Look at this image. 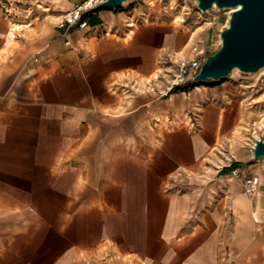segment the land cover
Wrapping results in <instances>:
<instances>
[{
	"label": "crops",
	"instance_id": "crops-1",
	"mask_svg": "<svg viewBox=\"0 0 264 264\" xmlns=\"http://www.w3.org/2000/svg\"><path fill=\"white\" fill-rule=\"evenodd\" d=\"M77 1L0 2V264L264 261L262 166L212 153L237 96L170 79L207 39L99 7L60 27Z\"/></svg>",
	"mask_w": 264,
	"mask_h": 264
},
{
	"label": "rangeland",
	"instance_id": "rangeland-1",
	"mask_svg": "<svg viewBox=\"0 0 264 264\" xmlns=\"http://www.w3.org/2000/svg\"><path fill=\"white\" fill-rule=\"evenodd\" d=\"M0 2L5 4L6 0H0ZM120 9L128 13L127 17H129V20L132 19V23L156 19L175 20L180 29H186L187 27L194 32L197 37L194 45H201L204 37L207 39L205 46L201 45L199 48L204 52L203 55H209L217 51L221 42L220 32L228 25L229 20V10L213 8L203 12L199 10L196 0H129ZM197 56L199 54L189 53L187 57L196 60ZM200 56L202 55L200 54ZM177 73L178 67L174 65L170 72V79L174 80ZM262 73L244 74L236 69L228 78L218 82L208 81L203 83L215 89L234 87L238 89V94H244L246 99L248 98L244 106L245 119L240 128L241 141L234 143L229 135L212 149V153L217 155L215 163L218 166L225 167L228 164L237 163L243 158L246 167H250V165L262 166L260 171L264 172V158L250 160L253 156V146L256 140L264 138V82L261 79ZM189 76H186L180 83L190 82ZM215 102L217 103V101ZM239 163L243 162L240 161ZM261 226L264 228V222ZM258 257L257 264H264L262 256L259 254ZM223 264L234 263L225 260ZM241 264H245V262H241Z\"/></svg>",
	"mask_w": 264,
	"mask_h": 264
},
{
	"label": "water",
	"instance_id": "water-1",
	"mask_svg": "<svg viewBox=\"0 0 264 264\" xmlns=\"http://www.w3.org/2000/svg\"><path fill=\"white\" fill-rule=\"evenodd\" d=\"M129 0H104L99 8L120 9ZM199 10L234 8L220 32V46L206 56L193 84L218 82L234 70L254 74L264 68V0H196ZM264 78V74L262 75ZM264 158V138L253 146V160Z\"/></svg>",
	"mask_w": 264,
	"mask_h": 264
},
{
	"label": "built area",
	"instance_id": "built-area-1",
	"mask_svg": "<svg viewBox=\"0 0 264 264\" xmlns=\"http://www.w3.org/2000/svg\"><path fill=\"white\" fill-rule=\"evenodd\" d=\"M103 1L104 0H78L74 8L62 16L59 26L66 28L76 26L85 27L87 25V22L84 19L85 14L94 12ZM230 15L231 12L229 11V18ZM104 32L106 34L108 33L107 31ZM193 52L197 53V55L201 54L202 56H197L196 60L187 56H180L177 58L178 73L175 75L174 83L179 84L188 75H190L189 78L192 79L199 72L207 55H203L204 52L200 51L197 47L194 48ZM197 119L198 117L195 116L191 123L194 129L198 128ZM221 169H223V167H221ZM231 173L234 176H238L239 174L237 168H233ZM243 185L245 192L252 196L256 194L258 190L259 180L255 176H249L244 178Z\"/></svg>",
	"mask_w": 264,
	"mask_h": 264
},
{
	"label": "bare ground",
	"instance_id": "bare-ground-1",
	"mask_svg": "<svg viewBox=\"0 0 264 264\" xmlns=\"http://www.w3.org/2000/svg\"><path fill=\"white\" fill-rule=\"evenodd\" d=\"M147 2V1H146ZM166 3V2H165ZM160 4V3H159ZM172 4V3H171ZM154 5H155V3H154ZM153 7V6H152ZM151 7V8H152ZM155 7V6H154ZM153 7V8H154ZM157 7V6H156ZM172 8V7H171ZM168 10V9H167ZM226 10H229L231 13L235 10L234 8H228V9H226ZM159 11V10H158ZM231 16V15H230ZM229 21V20H228ZM260 72H263L262 74H264V68L263 69H261V71ZM259 72V73H260ZM262 80H263V82H264V78H261ZM228 92H231V93H233V94H235L236 96H237V98H238V100H237V102H235V101H232V103H231V100H230V96H229V94H228ZM238 89H236V88H230V89H228V88H223L221 91H218L217 93H216V98H218L220 101H223V99L224 98H226V99H228L229 101H230V103H231V106L233 107V108H235V110L234 111H232L233 109H231L230 111H228L226 114H225V118H224V126H227V121H228V123H230L231 121H233L234 119H236L238 116H239V113H241V115H242V118H243V120L245 119V110H244V106L246 105V102H247V99H246V97L244 96V94H238ZM213 99V98H212ZM216 103V102H215ZM225 103V102H224ZM212 105V104H211ZM215 106V105H214ZM239 106H242V110H241V112H239L240 111V109H239ZM208 107H210V106H208ZM211 108H214V107H211ZM218 108V107H217ZM216 108V109H217ZM219 109V108H218ZM209 112V111H208ZM212 112V111H211ZM210 112V113H211ZM232 112H234V113H232ZM210 114L208 113V116H209ZM207 116V115H206ZM210 117V116H209ZM216 118V117H215ZM215 118H213V119H215ZM219 118V117H218ZM207 119V118H206ZM205 120V119H204ZM206 121V120H205ZM218 121V120H217ZM218 123V122H217ZM209 124H210V122H209ZM207 125V124H206ZM213 125V124H212ZM210 126V125H209ZM206 127V126H205ZM209 128V127H208ZM215 129H217V127H216V124H215ZM219 131V130H218ZM235 132H237V137H236V139L238 140V139H242V135H241V133L238 131V127L236 126V129H235ZM216 134V133H215ZM259 173L260 174H262L263 176H264V172H261V171H259ZM259 246H261V247H263L264 248V240H260V242H259V244H258Z\"/></svg>",
	"mask_w": 264,
	"mask_h": 264
},
{
	"label": "trees",
	"instance_id": "trees-1",
	"mask_svg": "<svg viewBox=\"0 0 264 264\" xmlns=\"http://www.w3.org/2000/svg\"><path fill=\"white\" fill-rule=\"evenodd\" d=\"M181 89H183L182 86H180V85H175V86H173L172 91H173V92H176V91H179V90H181ZM235 166H237V163H233L231 167H235ZM227 169H228V168H224V171H227Z\"/></svg>",
	"mask_w": 264,
	"mask_h": 264
}]
</instances>
